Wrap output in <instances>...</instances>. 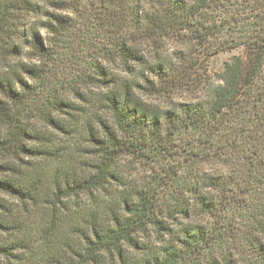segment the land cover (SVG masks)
<instances>
[{
  "label": "trees",
  "instance_id": "1",
  "mask_svg": "<svg viewBox=\"0 0 264 264\" xmlns=\"http://www.w3.org/2000/svg\"><path fill=\"white\" fill-rule=\"evenodd\" d=\"M79 17L102 28L103 58L119 62L122 74L97 63L95 78L106 91L87 97L74 90L84 105L52 93L38 108L46 76L26 55L32 49L49 61ZM169 41H180L170 54ZM234 47H243L244 56H233L222 83L203 98L163 109L144 98H168L193 84L197 53ZM37 119L80 133L83 148L71 156L63 147L30 146L46 141ZM185 135L184 160L163 165L154 183L109 189L121 181L123 155L171 156ZM74 153L88 173L75 171V162L73 170L58 166L50 177L43 168L27 173L17 166L22 156L70 161ZM214 157L232 165L195 170L196 162ZM46 184L50 220L42 237L67 253L59 264L211 263L221 235L196 219L233 217L235 203L253 206V224L264 235V0H0V191L39 204ZM81 195L92 198L91 206L68 209L65 199ZM11 211L0 195V229L18 226L6 220ZM151 235L161 242L157 250L144 240ZM24 241L0 244V253L14 244L23 248ZM250 243L257 254L251 264H264V244L254 236ZM127 247L147 251L132 258Z\"/></svg>",
  "mask_w": 264,
  "mask_h": 264
},
{
  "label": "rangeland",
  "instance_id": "2",
  "mask_svg": "<svg viewBox=\"0 0 264 264\" xmlns=\"http://www.w3.org/2000/svg\"><path fill=\"white\" fill-rule=\"evenodd\" d=\"M81 20L80 18L76 26L65 36L61 44L57 46L54 50L55 55L50 57L49 61H46L44 57L40 61L38 58L41 56L34 53L32 49L26 55L25 59L27 62L31 65L39 64L40 69L43 71L42 73L46 76L45 80L43 79L41 94L36 99L35 104H37L38 108L44 107V102L47 103V96L52 93L65 94L73 98V101L77 104L84 105L86 104L84 101L78 98L75 99L76 95L74 90L84 93L87 97H92L99 92L106 91V84H103L101 81H96L95 78L98 76L96 74L97 63L102 64L112 74H122L119 62H108L103 58V52H101V36H103L104 31L102 28L100 26L98 27L94 20L91 22L88 21V23H82ZM42 33L46 34L45 29H42ZM178 42L180 41H169L167 43L168 48H166L167 53L170 54L176 45L179 44ZM199 50L197 49L196 51L199 52ZM197 54L199 57L197 63L198 70L195 72L197 75L195 76L196 78L193 84L179 89L168 98L154 95H149L147 98L144 95V98L161 109L169 107L168 105L174 102L197 101L205 96L207 88L212 86V84L217 85L222 83L221 78L224 74L226 64L230 62L234 55L244 56L245 50L243 47H234L220 50L208 56L203 52ZM53 116L61 118L56 112H53ZM36 123L44 131L46 141H29L28 144L30 146H42L51 149L63 147L71 156L76 147L81 146L83 148L84 145L83 141H81L80 133L68 134L49 126L45 127L39 120ZM188 139V135L179 138L178 142H180V145L176 147L178 148V152L176 151L178 154L162 156L158 160L139 152L123 155L119 161L121 181H112V187L109 189L114 191L128 187L131 190L138 189L144 184L150 185L154 183L153 176L156 174V171H162L163 165L167 163L174 164L178 160H184V156L187 153L184 151V146L188 144ZM74 154V158L69 157L71 159L70 161H51L40 157L22 156L23 160L17 166L27 173L35 172L37 168H43L49 172L47 176L50 177V174L58 166L63 167L64 170H73L72 166L70 168L69 163H74V159L77 160L78 156H80L76 153ZM216 162L220 166L223 165L224 168L227 165H232L230 162L225 163L223 159H216L214 157L209 162L200 160L193 166L197 171H212L215 169ZM74 167L75 171L79 170L80 174L84 172V169L88 173V169H82L79 161L74 163ZM47 190L48 187L46 184L43 190H41V201L39 204H34L32 201H27L23 204L14 196L0 191V195L12 210L9 213L7 212L6 220L9 221L10 225H18L14 228L0 229V244L11 245V243H16L18 240H25V247L19 248L14 244V248L9 254L0 253V264H59L56 259L60 258L59 260H63V255L67 254L65 251L57 252L56 241L52 242V240L42 237L46 233L50 220L49 207L43 198ZM210 194L214 195V190H211ZM97 195L104 196L105 194ZM92 202V198L86 195H81V197L72 196L70 199H65L67 208L72 210L88 209ZM233 206H235L233 217L230 212L219 220H216L210 214H205L203 217L196 216L198 217L196 220L203 223L209 229L211 228L219 232L221 235L220 242L216 246L215 256L211 258V263L206 261L205 264H251L256 259L257 254L254 252V248L251 247L250 239L254 236L255 238H259L261 244H264V235L258 232L256 226H254L255 224H253L254 220L251 217L252 212H255L253 206L244 204L237 207L236 203ZM176 226L177 228L181 227L179 224ZM144 240L147 247L151 250H157L161 244L154 235H151L149 238L144 237ZM73 244L76 248L80 245L76 239H74ZM126 249L129 257L132 258L141 257L147 251L143 253L142 250L131 247H127ZM117 264H120V262H117Z\"/></svg>",
  "mask_w": 264,
  "mask_h": 264
}]
</instances>
